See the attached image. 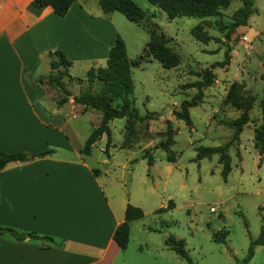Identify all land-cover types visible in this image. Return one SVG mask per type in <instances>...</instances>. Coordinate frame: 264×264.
Returning <instances> with one entry per match:
<instances>
[{
	"label": "rangeland",
	"instance_id": "rangeland-1",
	"mask_svg": "<svg viewBox=\"0 0 264 264\" xmlns=\"http://www.w3.org/2000/svg\"><path fill=\"white\" fill-rule=\"evenodd\" d=\"M132 1L146 12L144 20L153 22L168 38L166 44L178 54L179 63L165 68L149 58L131 66V103L141 114L147 110L155 112L156 118L134 121L130 132L124 127V117L112 118L108 123L111 142L118 146L127 134L130 145L109 146L110 158L117 163L110 174L124 175L118 181L123 185L127 202L142 210L140 217L130 221L128 240L115 263L189 264L164 245L163 239L173 235L182 239L192 264H264L262 243L252 245V253L243 263L250 239L261 231L264 234V160H259L260 154L252 140L253 126L264 120V106L259 103L261 99L264 102V0L252 1L256 11H251L246 24L235 27L228 39L218 31L217 16L208 17L205 31L216 37L207 42L195 40L189 33L198 17L168 18L162 9L147 0ZM240 4L241 0H230L221 9V22L227 23L231 12ZM108 17L124 42L126 56L139 54L148 39L146 28L117 10H111ZM225 45L229 47V61L224 66L211 67L212 83L202 87L201 100L188 107L191 122L186 125L174 116L173 110L196 88L183 84L197 78L195 71L220 60ZM83 67L80 60H75L68 72L83 77ZM232 81L239 82L243 93H252L255 99L237 141L229 142L232 127L227 122L237 116L238 110L224 103L223 97ZM165 119L171 121L174 129L170 144L175 152L173 161L166 160L163 149L153 147L155 141L164 137ZM83 120L82 132L88 124ZM101 143H93L90 158L83 155L89 163H94L96 156H104ZM224 143L230 168L222 176L218 153L197 157L196 147ZM143 148L152 156L149 165L145 156H139ZM126 155L129 158L123 166ZM168 200L172 202L170 207L155 211ZM213 232L222 240L214 239Z\"/></svg>",
	"mask_w": 264,
	"mask_h": 264
},
{
	"label": "crops",
	"instance_id": "crops-1",
	"mask_svg": "<svg viewBox=\"0 0 264 264\" xmlns=\"http://www.w3.org/2000/svg\"><path fill=\"white\" fill-rule=\"evenodd\" d=\"M29 1L0 0V149L24 153L0 168V224L50 237L15 239L1 233L0 264H117L121 249L112 231L128 199L118 181L124 175L110 174L117 163L108 148L130 145L110 140L106 154L102 133L94 142L102 141L104 156L87 161L91 147L88 153L79 149L100 112L73 99L87 82L85 74L78 80L68 72L75 60L84 72L105 63L118 33L111 11H102L98 0H72L56 15L49 5L31 11ZM55 50L70 60L61 77L67 94L46 78ZM97 87L94 80L91 89ZM83 119L88 121L84 132ZM42 148L52 151L32 155Z\"/></svg>",
	"mask_w": 264,
	"mask_h": 264
},
{
	"label": "trees",
	"instance_id": "trees-1",
	"mask_svg": "<svg viewBox=\"0 0 264 264\" xmlns=\"http://www.w3.org/2000/svg\"><path fill=\"white\" fill-rule=\"evenodd\" d=\"M72 0H30L28 9L33 12H38L43 6L49 5L52 12L56 15L65 13ZM149 3L162 9L168 18L176 15L196 16L198 21L189 28L190 35L198 41L207 42L211 36L205 31L209 19L208 17H216L215 23L223 33V37L228 39L229 35L234 31L238 25H244L246 19L252 10L253 0H241V4L236 7L230 14L227 23H222L220 20L221 9L226 7L230 0H147ZM99 7L102 11L117 10L122 13L128 20L145 27L148 31V39L145 42L141 52L132 58L126 56L124 42L117 34L114 37L113 43L107 50L105 63L101 66L89 67L85 71V79L87 87L79 89L78 93L72 97L76 102L83 104V106H90L100 112V118L97 125L93 126L87 136L85 137L80 152L88 153L91 144L99 138L103 133L105 135L104 153L107 154L106 148L110 142V127L109 121L115 117H124V127L131 131L134 121H142L144 119L156 118V113L152 111H145L143 114L139 113L137 108L132 105V78L130 68L131 66H138L144 60L153 58L162 67L169 68L179 63L178 54L166 44L168 38L163 32L157 29L156 25L150 20H144L147 16L146 12L142 10L132 0H98ZM57 57L51 58L49 61L50 72L47 75V80L54 86L59 87L63 93L67 94L68 91L64 87L61 77L65 75L66 67L70 64V60L66 58L59 50H55ZM230 58L229 47L225 45L223 49L222 58L211 62L209 66L195 71L197 78L187 81L183 87L194 86L196 91L188 98L182 99L178 108L173 110L176 118L182 119L186 125H189L191 120L188 114V107L195 105L202 98V87L212 83L211 67L224 66L228 63ZM62 67V68H61ZM54 70V72H52ZM76 79H80L76 77ZM96 80L98 87L95 91L91 89V83ZM242 85L239 82L232 81L228 86L227 92L223 97L224 103L238 110L236 117L231 118L227 124L232 127L231 137L229 142L237 141L238 133L240 132L243 124L249 120L248 110L251 108L255 96L252 93H243ZM66 96L60 97L58 103L63 101ZM261 107L264 102L259 101ZM174 129L171 126L169 119L164 120V129L162 139L154 142L153 147H160L165 151V158L167 161L175 159V152L170 148L173 142ZM253 146L260 154L259 160H264V120L259 124L253 126L252 131ZM128 144L127 134L122 140L121 145ZM227 144H217L209 146H197L196 156H209L213 152L218 153V160L222 164L221 174L225 176L229 170V159L226 153ZM51 148H42L32 153L33 156L44 155L50 153ZM142 157H146V163L149 165L152 161V156L147 148H143L141 152ZM24 153L21 151H4L0 149V168L4 163L11 159H23ZM172 205L170 200L167 201L165 206H160L155 211L168 208ZM142 215V210L139 206L126 202L123 212V219L115 225L112 231V238L118 244L120 249H123L128 240V222L132 219L138 218ZM7 232L15 239H22L25 235L33 238H49L50 236L38 234L34 231L18 230L16 228L1 225L0 234ZM212 237L216 240L221 238L216 232H213ZM222 240V239H221ZM165 246L171 248L175 253L184 257L189 264L191 260L187 255L181 238H176L173 235H167L163 239ZM254 243L264 244V234L261 231L259 236L250 239L247 254L244 261L250 257L252 253V245Z\"/></svg>",
	"mask_w": 264,
	"mask_h": 264
},
{
	"label": "built area",
	"instance_id": "built-area-1",
	"mask_svg": "<svg viewBox=\"0 0 264 264\" xmlns=\"http://www.w3.org/2000/svg\"><path fill=\"white\" fill-rule=\"evenodd\" d=\"M212 209H213V207H212V206H210V207H209V210H212Z\"/></svg>",
	"mask_w": 264,
	"mask_h": 264
}]
</instances>
